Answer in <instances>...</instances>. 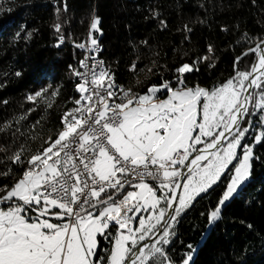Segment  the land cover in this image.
I'll list each match as a JSON object with an SVG mask.
<instances>
[{
  "label": "snow or ice",
  "instance_id": "6c2138e0",
  "mask_svg": "<svg viewBox=\"0 0 264 264\" xmlns=\"http://www.w3.org/2000/svg\"><path fill=\"white\" fill-rule=\"evenodd\" d=\"M99 25V18L93 17L89 36L95 49L99 46L92 32L100 31ZM55 27L59 32L60 26ZM261 45L264 38L235 58L234 67L256 54L248 70L237 71L211 91L184 85L181 77L193 67L183 64L176 69L180 74L176 83L184 87L174 89L164 81L144 94L129 88L122 90L121 102L114 104L107 98L114 95L110 89L119 86L109 70L102 62L89 64L94 57L81 60L80 68L85 71L73 69L81 81L77 83L81 96L75 103L96 97L101 106L88 103L66 112L55 138L49 137L47 147L28 158L22 177L11 187H0V204L7 205L0 207V264H175L157 244H169L177 218L225 172L232 171L217 206L208 215L209 224L219 220L223 207L250 178L252 160L258 159L251 145L242 144L248 128L241 127V118L251 114L246 107L249 103L264 112ZM212 50L209 46V52ZM249 89L259 90V100ZM44 91L28 99L35 101ZM165 94L166 98H159ZM233 129L236 134L227 139L226 133ZM262 140L264 132L255 137L256 143ZM237 149H243V154ZM11 159L24 164L19 153ZM146 177L160 183L152 185ZM126 186L137 191H127ZM117 188L126 193L122 199L108 192ZM177 189L182 191L177 194ZM142 211L152 212L147 222L139 215ZM30 213L38 215L33 219ZM133 220L138 227H129ZM162 221L160 239L151 246L142 243ZM98 236L111 237L113 242L106 258L98 255ZM187 247L190 252L181 264L192 261L195 249L191 244Z\"/></svg>",
  "mask_w": 264,
  "mask_h": 264
},
{
  "label": "trees",
  "instance_id": "16d2710c",
  "mask_svg": "<svg viewBox=\"0 0 264 264\" xmlns=\"http://www.w3.org/2000/svg\"><path fill=\"white\" fill-rule=\"evenodd\" d=\"M93 17L100 31L92 37L103 46L111 75L139 94L164 81L178 88L176 69L183 64L193 67L181 77L188 88L218 87L248 70L256 54L234 67L235 58L264 38V0H0V173L9 172L0 175V187L22 177L28 158L55 138L61 118L80 99L73 69H81L77 44L87 38ZM42 89L41 97L28 99ZM17 153L24 164L13 163ZM253 153L258 159L250 181L219 220L209 224L208 215L228 175L177 218L174 235L162 246L175 264L190 252L189 244L195 249L190 264H264V140ZM110 241L98 236L99 256L107 257Z\"/></svg>",
  "mask_w": 264,
  "mask_h": 264
},
{
  "label": "rangeland",
  "instance_id": "374dc122",
  "mask_svg": "<svg viewBox=\"0 0 264 264\" xmlns=\"http://www.w3.org/2000/svg\"><path fill=\"white\" fill-rule=\"evenodd\" d=\"M59 25V24H58ZM86 39H88L89 41H91V39H90V36H89V33H88V36H87V38ZM82 43V42H81ZM81 43H79V44H81ZM261 47H262V45H261ZM78 49H79V47H78ZM83 52V51H82ZM102 52H103V50H102ZM85 54H84V52H83V56H84ZM101 56V55H100ZM102 57V56H101ZM81 70V69H80ZM247 83V82H246ZM119 84V83H118ZM119 86H121L122 87V90H125V88L121 85V84H119ZM178 87H180V88H182V85H178ZM177 88V87H176ZM214 88H216L215 86H212V87H210L209 89H207V90H209V91H211L212 89H214ZM175 89V88H174ZM251 91H255L256 93H257V95H256V100H259V90L258 89H254V90H251ZM121 94V93H120ZM122 94H123V91H122ZM159 95V94H158ZM122 96V95H121ZM160 99H164V98H166V95H164V96H160L159 97ZM158 102V101H157ZM76 104V103H75ZM74 105V104H73ZM251 107V108H250ZM248 111H249V113H251L250 115H249V118H247V121H249L250 123H247V125L246 126H244V127H246V128H248V132L246 133V135H245V138L242 140V144H248V145H251L252 146V148H254V146L256 145V144H258V143H256L255 142V137L256 136H258V135H260L261 134V132H262V128L264 127V123H261V122H259V121H257L256 119H257V116H264V115H262L263 113H262V111L258 108V107H256V106H254V104H252V103H249V107H248V109H247ZM244 118L245 117H242V119L244 120ZM243 120H242V123H243ZM241 123V124H242ZM260 126V128H257V127H259ZM241 127H242V125H241ZM236 134V130L234 131V133L232 134V135H235ZM231 135V136H232ZM251 136H253L254 137V143L253 144H249V143H247V142H249V139H250V137ZM230 139H231V137H230ZM227 143V141L225 142V144ZM237 151L242 155L243 154V149H237ZM194 155H195V153H194ZM51 162V161H50ZM233 163H236V161H234ZM252 163V162H251ZM230 168H231V166H230ZM38 170V169H37ZM180 171L181 172H185L186 173V169H184L183 167H181L180 168ZM226 175H228V176H232L233 175V172L232 171H227V172H225L224 174H223V176H222V178L223 177H225ZM222 178H221V180H222ZM230 179V178H229ZM250 179H251V175H250V178L242 185V186H240L239 188H238V190H237V192L236 193H234L233 194V197H235L239 192H240V190L250 181ZM220 180V181H221ZM219 181V182H220ZM178 182H180V181H178ZM219 182H217V184L219 183ZM229 182V181H228ZM215 186V185H214ZM213 186V187H214ZM212 187V188H213ZM167 190V189H166ZM129 191H132L131 189L129 190ZM135 191V190H134ZM137 191V190H136ZM182 191V190H181ZM180 191V192H181ZM158 195H159V193H158ZM202 195V194H201ZM232 197V198H233ZM232 198H230V200L232 199ZM229 200V201H230ZM228 201V202H229ZM227 202V203H228ZM226 203V204H227ZM3 207H7V206H3ZM191 207V206H190ZM188 210V209H187ZM187 210H185L181 215H183ZM93 211H95L94 209H93ZM32 215V214H31ZM139 215H141V216H143L144 218H146V222H147V218L150 216V215H152V212L151 211H142ZM180 215V216H181ZM33 217V219L35 218V215H33L32 216ZM50 220H54L53 222H56L55 220L56 219H52V218H49ZM165 220H168V217H165ZM152 223L153 224H155L156 222H155V220L153 219L152 220ZM214 223V222H213ZM212 223V224H213ZM135 226V224H134V220L132 221V226L131 227H133V228H135L134 227ZM164 226H165V222L164 221H162L160 224H157L156 225V228L155 229H153L151 232H149V233H147V235H146V240L144 241V242H142V243H148L150 246L153 244V243H156V241L157 240H159L160 239V237H161V234H162V230H163V228H164ZM172 227H173V225H172ZM159 229H162L161 231H160V233L158 234V235H156L157 234V232H158V230ZM137 235H139V233L137 234ZM98 239V238H97ZM99 245V244H98ZM163 245H161V244H157V247H162ZM112 247H113V242H112ZM146 251H147V249H146ZM192 258H193V255H192Z\"/></svg>",
  "mask_w": 264,
  "mask_h": 264
},
{
  "label": "built area",
  "instance_id": "2783aa9c",
  "mask_svg": "<svg viewBox=\"0 0 264 264\" xmlns=\"http://www.w3.org/2000/svg\"><path fill=\"white\" fill-rule=\"evenodd\" d=\"M61 38H62V37H59V40L62 42L63 39H61ZM81 44H84V45H85L84 48H79V49H80L81 51H83L84 54H85V55L83 56L82 60L85 59L86 56H91V57H94L95 60H94V61H91V60H90V61H88V63H89V64H91V63H97V64H99L100 45H98V46H99L98 49H95L94 46L91 45V41H89L88 39H85ZM77 45H78V44H77ZM102 67H104L105 69L109 70V72H110V74H111L112 68H111L110 65H109V66H102ZM80 71L83 72V71H85V69H82V68H81ZM113 80L115 81V79H113ZM78 81L81 82L79 77H78ZM110 91H113L114 95H113V97H109V98H107V102H108L109 104H114V103H119V102H121V98L123 97L122 92L119 91V90H117V89H110ZM120 93H121V94H120ZM121 95H122V96H121ZM88 103H91V104H93V105H95V106H97V107H100V106H101L100 103H99V101L97 100L96 97H93V100H92L91 102H89V101H85V105H87ZM82 106H83V105H77V104H75V108H79V107H82ZM61 155H63V154H61ZM81 167H82V166H81ZM145 179H146L147 182H149V183L152 184V185H158V184L160 183L159 180H157V181H152L150 178H147V177H146ZM161 179H162V177H161ZM135 182H136V183H139V180H136ZM126 188H127V186H126ZM130 189H131V188H127V191H129ZM85 191H88V189H86ZM108 192H109L110 194H115V197H116L117 199H122V198H123V195L126 194L125 191H124L123 189H119V188H117V189H108ZM101 195L103 196L104 194L102 193ZM3 206H5V205L0 204V207H3ZM6 206H7V205H6ZM31 214H32V213H31ZM32 215H38V213H37V214H32ZM129 215H132V214L130 213ZM48 218L56 219L54 216H49ZM131 226H132V223L129 224V227H131Z\"/></svg>",
  "mask_w": 264,
  "mask_h": 264
},
{
  "label": "bare ground",
  "instance_id": "6f19581e",
  "mask_svg": "<svg viewBox=\"0 0 264 264\" xmlns=\"http://www.w3.org/2000/svg\"><path fill=\"white\" fill-rule=\"evenodd\" d=\"M98 45H100V53L102 52V50H103V46L101 45V44H99L98 43ZM101 62H102V66H108L107 64H106V62H105V60L101 57V56H99V64H101ZM112 78L114 79V77L112 76ZM115 85H117V86H119L117 83H116V81H115ZM113 89H117V90H119V91H121L122 92V87L121 86H119V87H115V88H113ZM254 90V89H253ZM249 91H250V89H249ZM78 105V104H77ZM79 105H85V101H81V104H79ZM72 109H75V106H73L71 109H70V111L72 110ZM243 120V119H242ZM234 131L235 130H233V132H232V134L234 133ZM231 134V135H232ZM230 134L229 133H226V138L228 139H230ZM226 139V140H227ZM180 189H177L176 191H177V194L179 193L178 191H179Z\"/></svg>",
  "mask_w": 264,
  "mask_h": 264
},
{
  "label": "water",
  "instance_id": "95a60500",
  "mask_svg": "<svg viewBox=\"0 0 264 264\" xmlns=\"http://www.w3.org/2000/svg\"><path fill=\"white\" fill-rule=\"evenodd\" d=\"M262 47H264V45H262ZM251 90H253V89H250V91H251ZM255 90H256V89H255ZM246 94H247V93H245V95H246ZM246 107H247V109H248L249 104L246 105ZM241 123H242V118H241ZM233 130H235V129H233ZM229 134H230V136H231L232 133H229ZM228 139H229V138H228ZM226 141H227V140H225V142H226ZM161 230H162V229H159L156 235H158V234L160 233Z\"/></svg>",
  "mask_w": 264,
  "mask_h": 264
},
{
  "label": "crops",
  "instance_id": "0c3cea01",
  "mask_svg": "<svg viewBox=\"0 0 264 264\" xmlns=\"http://www.w3.org/2000/svg\"><path fill=\"white\" fill-rule=\"evenodd\" d=\"M131 190H132V191H134V190L136 191L137 189H133V188H131ZM164 191H167V190L165 189ZM180 191H181V189H180L178 192L180 193ZM158 193H159V192H158ZM179 193H178V194H179ZM159 194H160V193H159ZM29 215H31V213H30ZM32 216H33V215H32ZM51 221H54V220H51ZM55 221H56V220H55Z\"/></svg>",
  "mask_w": 264,
  "mask_h": 264
}]
</instances>
